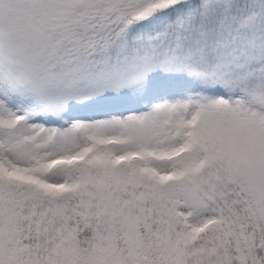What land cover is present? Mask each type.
Returning <instances> with one entry per match:
<instances>
[{
    "label": "snow or ice",
    "instance_id": "obj_1",
    "mask_svg": "<svg viewBox=\"0 0 264 264\" xmlns=\"http://www.w3.org/2000/svg\"><path fill=\"white\" fill-rule=\"evenodd\" d=\"M0 264H264V0H0Z\"/></svg>",
    "mask_w": 264,
    "mask_h": 264
}]
</instances>
